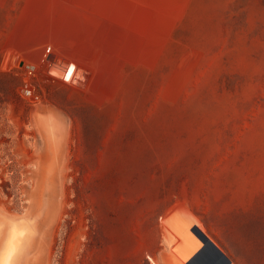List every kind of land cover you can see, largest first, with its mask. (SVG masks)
<instances>
[{"label": "rangeland", "instance_id": "1", "mask_svg": "<svg viewBox=\"0 0 264 264\" xmlns=\"http://www.w3.org/2000/svg\"><path fill=\"white\" fill-rule=\"evenodd\" d=\"M174 210L218 264H264V0H0L18 264H179Z\"/></svg>", "mask_w": 264, "mask_h": 264}, {"label": "bare ground", "instance_id": "2", "mask_svg": "<svg viewBox=\"0 0 264 264\" xmlns=\"http://www.w3.org/2000/svg\"><path fill=\"white\" fill-rule=\"evenodd\" d=\"M76 68L73 65L61 63L53 70L50 66L49 71L67 80L75 75V81H81L86 75ZM185 215L174 210L166 217V230L171 251L180 260L179 264H218L216 252L204 243L202 235ZM20 221L12 217L5 223L7 226L0 236V264H18L21 255L30 245L29 227Z\"/></svg>", "mask_w": 264, "mask_h": 264}, {"label": "built area", "instance_id": "3", "mask_svg": "<svg viewBox=\"0 0 264 264\" xmlns=\"http://www.w3.org/2000/svg\"><path fill=\"white\" fill-rule=\"evenodd\" d=\"M30 73V72H29Z\"/></svg>", "mask_w": 264, "mask_h": 264}]
</instances>
